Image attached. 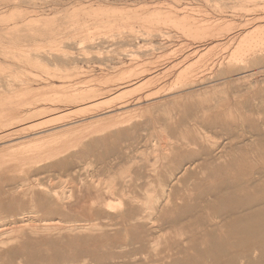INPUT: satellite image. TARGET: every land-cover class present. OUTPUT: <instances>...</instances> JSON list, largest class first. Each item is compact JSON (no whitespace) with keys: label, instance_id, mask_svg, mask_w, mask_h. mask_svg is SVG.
<instances>
[{"label":"rangeland","instance_id":"1","mask_svg":"<svg viewBox=\"0 0 264 264\" xmlns=\"http://www.w3.org/2000/svg\"><path fill=\"white\" fill-rule=\"evenodd\" d=\"M263 34L264 0H0V119L5 122V129L1 125L0 130L15 134L7 132L11 137L0 140V160L11 156L24 167L19 165L22 171L14 167L16 171L14 164L6 163L8 187L27 181L23 187L33 188L37 205L32 204L39 218H58L66 226L95 220L113 233L121 228L118 213L124 206L138 207L130 199H143L148 186L160 197L159 189L164 186L169 209L161 213L158 204L157 213L147 222L159 246L154 253L137 248L138 256L131 262L120 259L122 264H183V257L207 249L205 232L213 231L228 242L241 237L208 225L222 221L231 209L229 203L224 206L216 199L230 186L252 185L250 196H260L264 203ZM76 87L97 91V97L84 106L62 97ZM107 110L110 113H103ZM229 141L248 155L233 162L232 157L238 155L230 146L214 150ZM64 160L80 164V173L67 177ZM190 160L196 165L175 179ZM217 165L224 169L215 171ZM258 174L263 175L261 179ZM108 183L117 186L114 195L104 193ZM40 188L68 189L71 196L63 198L65 208L51 213L38 207L37 198L44 191ZM120 192L128 193L124 198ZM17 195L13 198L21 207L15 213H27L29 196ZM119 198L124 204L119 212L106 211L107 200L119 202ZM127 238L123 244L129 242ZM250 241L239 246L225 244L227 254L235 255L234 261L202 264H264V242ZM89 243L84 246L91 250ZM183 249L185 254H179ZM119 254L117 248H97L92 258L109 261L108 256Z\"/></svg>","mask_w":264,"mask_h":264},{"label":"bare ground","instance_id":"2","mask_svg":"<svg viewBox=\"0 0 264 264\" xmlns=\"http://www.w3.org/2000/svg\"><path fill=\"white\" fill-rule=\"evenodd\" d=\"M91 1V0H90ZM260 1V0H259ZM12 3V2H11ZM228 3V2H227ZM241 3V2H240ZM156 4V3H155ZM242 4V3H241ZM78 5V4H77ZM76 5V6H77ZM87 5V4H86ZM98 5V4H97ZM154 5V4H153ZM10 6V5H9ZM90 6V5H89ZM12 7V6H11ZM79 7V5H78ZM81 7V5H80ZM83 7V5H82ZM85 7V6H84ZM102 7V6H100ZM76 7H72V9H75ZM106 8V7H105ZM137 8V7H136ZM141 8V7H140ZM95 9V8H94ZM115 9V8H114ZM120 9V8H119ZM78 10V8L76 9ZM109 10V9H108ZM111 10V9H110ZM122 9H120V12ZM24 11V10H23ZM86 11V9H85ZM114 11V10H113ZM119 11V10H118ZM140 11V10H139ZM147 11V10H146ZM164 11V10H163ZM80 12V11H79ZM111 12V11H110ZM109 12V13H110ZM115 12V11H114ZM131 12V11H130ZM76 13L78 14V12L76 11ZM75 13V14H76ZM93 13V12H92ZM95 13V12H94ZM98 13V12H97ZM148 13V12H147ZM167 13V12H166ZM55 14V13H54ZM100 14V13H99ZM112 14V13H111ZM144 14V13H143ZM142 14V15H143ZM89 15V14H88ZM117 15V14H116ZM74 16V15H73ZM78 16V15H77ZM83 16V15H82ZM129 16V15H127ZM151 16V15H150ZM81 17V16H80ZM89 17V16H88ZM147 17V16H146ZM104 18V17H103ZM6 19V18H5ZM128 19V18H127ZM148 19V18H147ZM154 19V18H153ZM75 20V19H74ZM118 20V19H117ZM87 21V20H86ZM94 21V20H93ZM97 21V20H96ZM102 21V20H101ZM115 21V20H114ZM105 22V21H104ZM260 24V23H259ZM31 25V24H30ZM84 25V24H83ZM88 25V24H87ZM98 25V24H97ZM79 26V25H78ZM82 26V25H81ZM79 27L82 29V27ZM14 27V26H13ZM89 27V26H88ZM93 27V26H92ZM259 27V25H258ZM257 26L254 27L258 28ZM263 27V26H261ZM78 28V27H77ZM94 28V27H93ZM13 29V28H12ZM80 29V30H81ZM85 29V27H84ZM87 29V28H86ZM253 30V29H252ZM257 30V29H255ZM79 31V29L77 30ZM91 32V30H89ZM88 31V32H89ZM93 31V30H92ZM254 31V30H253ZM15 32V31H14ZM88 32L86 34H88ZM260 32V31H259ZM262 32V30H261ZM80 33V32H79ZM82 33V32H81ZM80 33V34H81ZM89 35V34H88ZM114 35V34H113ZM137 35V34H136ZM168 35V34H167ZM264 35V34H263ZM85 36V34H84ZM90 36V35H89ZM87 38V36H86ZM252 38V37H251ZM53 40V38H52ZM1 41V40H0ZM83 41V40H82ZM81 41V42H82ZM234 41V40H233ZM144 42V41H143ZM66 43V42H65ZM217 44V43H216ZM203 53V52H202ZM21 55V54H20ZM202 56V54H201ZM243 56V55H242ZM187 59V58H186ZM230 60V59H229ZM57 61V60H56ZM257 61V60H256ZM58 62V61H57ZM230 64V63H229ZM189 66V65H188ZM254 66V65H253ZM242 68V67H241ZM179 71V70H178ZM184 72V71H183ZM143 73V72H142ZM166 74V73H165ZM181 74V73H180ZM184 74V73H182ZM149 75V74H148ZM147 75V76H148ZM179 75V74H178ZM146 76V77H147ZM150 76H152L150 74ZM158 76V75H157ZM152 78V77H150ZM148 79V77H147ZM262 79V78H261ZM153 80V79H152ZM183 80V79H182ZM142 82V81H141ZM187 82V81H186ZM151 83V82H150ZM133 84V83H132ZM144 84V83H143ZM185 84V83H184ZM188 85V84H187ZM62 86V85H61ZM77 86V85H76ZM184 86V85H183ZM186 86V85H185ZM71 87V86H70ZM118 87V86H117ZM186 88V87H185ZM103 89V88H102ZM120 90V88H118ZM92 90V89H91ZM89 90H85V89H77V87L74 89V91L72 93H68V94H64L62 92V94H64L62 97L65 98L68 102H75L73 104L76 105V103H80L81 105H85L83 103H88L91 102L93 99H95L97 97L96 92L95 94L93 93V90L91 91ZM97 90V89H96ZM115 90V89H114ZM113 90V91H114ZM118 90V91H119ZM62 91V90H61ZM103 91V90H102ZM101 91V93H102ZM107 91V90H106ZM111 91V90H110ZM117 91V89L115 90ZM164 91V90H163ZM60 92V91H59ZM67 92V91H66ZM71 92V91H70ZM56 93V92H55ZM169 93V92H168ZM59 94V93H57ZM109 94V91H108ZM112 94V93H111ZM100 95V94H99ZM103 95V94H102ZM105 95V94H104ZM107 95V94H106ZM59 96H61L59 94ZM108 96V95H107ZM159 96V95H158ZM56 97V96H55ZM54 97V99H55ZM59 98V97H58ZM146 98V97H145ZM102 99V98H100ZM183 99V98H182ZM57 100V98H56ZM59 100V99H58ZM41 102V101H40ZM49 102V101H48ZM65 102V101H64ZM94 102V101H93ZM92 102V103H93ZM139 102V101H138ZM172 103V102H171ZM36 104V103H35ZM57 104V103H56ZM25 105V104H24ZM31 105V103H30ZM34 105V104H33ZM39 105H42L39 103ZM38 105V106H39ZM61 105V103H60ZM87 105V104H86ZM123 105L125 106V104L123 103ZM154 105V104H153ZM29 106V103H28ZM32 106V105H31ZM30 106V107H31ZM37 106V105H35ZM53 106V105H52ZM96 106V105H95ZM128 106V105H127ZM22 107V106H21ZM27 107V106H26ZM44 107V105H43ZM74 107V106H73ZM42 108V107H41ZM41 108H34V109H40ZM120 108V106H119ZM123 108V106H122ZM126 108V106H125ZM250 108V107H249ZM33 109V110H34ZM44 109V108H43ZM42 109V110H43ZM55 109V108H54ZM58 109V108H56ZM31 110V109H30ZM49 110V108L47 109ZM111 110V109H110ZM133 110V109H132ZM21 111V110H20ZM29 111V110H28ZM107 111H104L103 113H110ZM114 111V109H113ZM10 112V111H9ZM44 112V110H43ZM42 112V113H43ZM2 113V112H1ZM129 113V112H128ZM127 113V115H128ZM16 114V113H15ZM20 114V112H19ZM40 115V114H39ZM123 115V114H122ZM125 115V114H124ZM4 116V115H3ZM18 116V115H17ZM5 117V116H4ZM118 117V116H117ZM122 117V116H121ZM44 118V117H43ZM120 118V117H119ZM4 119V118H3ZM6 119V118H5ZM4 119V120H5ZM19 119V118H18ZM115 119V118H114ZM208 119V118H207ZM20 121V120H19ZM0 119V127L1 125L4 126L5 129V122ZM7 122V121H6ZM98 122V121H96ZM10 123V122H9ZM14 124V123H13ZM11 124V125H13ZM16 124V122H15ZM89 124V123H88ZM7 127H9L8 125H6ZM17 126H21L20 124H18ZM115 126V125H114ZM6 127V128H7ZM128 127V126H127ZM130 127V126H129ZM3 128V127H2ZM12 128V126H10V129ZM14 128V127H13ZM21 128V127H20ZM71 128V127H70ZM9 129V130H10ZM77 129V128H76ZM178 129V128H177ZM256 129V128H255ZM3 130V129H2ZM8 130V128H7ZM15 130V129H14ZM1 131V130H0ZM8 131L3 130L0 132V140L1 139H5L8 137H11V134H13V132L8 134ZM15 132V131H14ZM17 132V131H16ZM15 132V133H16ZM67 132V131H66ZM48 133V132H47ZM63 133V132H62ZM68 133V132H67ZM18 134V133H17ZM15 135V134H13ZM40 135V134H39ZM52 135V134H51ZM261 135V134H260ZM19 137V136H17ZM22 137V136H21ZM48 137V135H47ZM50 137V135H49ZM252 137V136H251ZM255 137V136H254ZM15 138V137H14ZM20 138V137H19ZM46 138V137H45ZM51 138V137H50ZM245 138V137H244ZM11 140H8L9 143L12 142V144H14L15 140H12V138H10ZM7 140V139H6ZM40 140V139H37ZM172 140V139H171ZM7 141V143H8ZM20 141V140H19ZM23 141V140H22ZM26 141V140H25ZM31 141V140H30ZM197 141V140H196ZM5 142V141H4ZM2 142V143H4ZM17 142V141H16ZM36 142V141H34ZM233 141H229V142H225V144L221 147L219 145L215 146L214 150L215 151H222L224 146L227 145L230 146L228 148H232L233 149V153L234 155H238V157L234 156L232 157L231 161L236 162V161H240V159L242 160V158H245L246 155H248L244 149V152L242 151V147H238L235 145V147L233 148L234 144L232 143ZM243 142V141H242ZM57 143V142H56ZM203 143V142H202ZM11 144V145H12ZM25 144V143H24ZM40 144V143H39ZM260 144V143H259ZM3 145V144H2ZM30 145V144H29ZM32 145V144H31ZM195 145V143H194ZM201 145V144H200ZM256 145V144H255ZM262 145V144H261ZM27 146V144H26ZM186 146V145H185ZM243 146V145H242ZM29 147V146H27ZM32 147V146H31ZM39 147V146H37ZM166 147V146H165ZM168 147V146H167ZM183 147V146H182ZM263 147V146H262ZM21 148V147H20ZM24 148V147H23ZM30 148V147H29ZM28 148V149H29ZM34 148V146L32 147ZM36 148V147H35ZM41 148V147H40ZM109 148V147H108ZM213 148V147H212ZM245 148V146H244ZM27 149V148H26ZM37 149V148H36ZM189 149V148H188ZM187 149V150H188ZM231 149V150H232ZM235 149V150H234ZM246 149V148H245ZM5 150V149H4ZM12 150V149H11ZM16 150V149H15ZM22 150V149H21ZM30 150V149H29ZM210 150V149H209ZM255 150V149H254ZM20 151V150H19ZM31 151V150H30ZM35 151V150H34ZM176 151V150H175ZM230 151V150H229ZM235 151V152H234ZM3 152V151H2ZM37 152V151H36ZM42 152V151H41ZM44 152V151H43ZM162 152V151H161ZM171 152V151H170ZM199 152V151H198ZM210 152V151H209ZM212 152V151H211ZM18 153V152H17ZM16 153V154H17ZM40 153V152H39ZM49 153V152H48ZM55 153V152H54ZM87 153V152H86ZM206 153V152H205ZM204 153V154H205ZM230 153V152H229ZM232 153V151H231ZM236 153V154H235ZM13 154V153H12ZM29 155V153H27ZM34 154V153H33ZM192 154V153H191ZM196 154V153H195ZM3 155V154H2ZM8 155V154H7ZM10 155V154H9ZM35 155V154H34ZM54 155V154H52ZM57 155V154H56ZM60 155V154H59ZM184 155V154H183ZM197 155V154H196ZM202 155V154H201ZM224 155V154H223ZM6 156V155H5ZM25 156V155H23ZM64 156V155H63ZM74 156V155H73ZM72 156V157H73ZM76 156V155H75ZM199 156V155H198ZM220 156V155H219ZM11 158V156H9ZM28 156H26L27 158ZM81 157V156H80ZM192 157V156H191ZM195 157V156H194ZM4 159V157L2 158V161L0 160V264H122L125 259L126 261L130 259H135V256L137 255V250L139 249H145L148 251H156L157 246H159V239H157L156 237H153L154 235H152L151 233V229L149 227H147V222H150V220H152L151 214L153 213L154 215V211L156 212V209L158 208V204L161 205V207L159 206L158 210L159 212H164L166 211V209L168 208V197L166 198L164 195L166 190H164V186H161L160 192L161 195L163 196V199H165L163 202H159L160 197L162 196H157L155 191L152 190L153 188H150L148 186V188L146 190H144V198H140L139 200H134V198L131 200L130 202H134L137 203V208L134 207V205H125L123 204V202H121L120 198L118 200H120L119 202H113L111 200H107L105 207H106V211H113L114 210H118L121 207H125L124 210L120 211L119 218L121 220V228L118 229V231H114L113 233H108L105 229H103L100 224L95 223V220H89L87 223H81V224H76V225H71V226H66L64 225V222L59 220L58 218H39L37 215V212L35 211V205L32 203L36 202L33 200V198H35V194L32 191L33 188H29V182H28V187H25L26 189H24V185L27 181H24V185H17V186H13L11 187L12 189H10L7 185V181L9 179L5 178V171H6V165L7 164H14L11 165L13 166V169L16 170V168L19 166L18 163H14L13 159ZM13 158V157H12ZM16 158V157H15ZM20 158V157H19ZM65 158V157H64ZM86 158V157H85ZM200 158V156H199ZM17 159V158H16ZM15 159V161H16ZM75 159V158H74ZM82 159V158H81ZM84 159V158H83ZM82 159V160H83ZM118 159V158H117ZM221 159V157H220ZM77 160V159H76ZM110 160V159H109ZM217 160V159H216ZM19 161V160H18ZM23 161V160H22ZM65 161V160H64ZM78 161V160H77ZM100 161V160H99ZM168 161V160H167ZM175 161V160H174ZM195 160H190L188 162V166L186 165L185 168L183 169V171H178L180 172V174H177V176L175 177V179H178L179 176H182L186 171H188L186 168L188 167H192L194 165ZM207 161V160H205ZM209 161V160H208ZM207 161V164H208ZM213 160H210L211 163ZM66 162V161H65ZM71 162V161H70ZM69 162V163H70ZM88 162V161H87ZM215 162V161H214ZM7 163V164H6ZM62 163V161H61ZM68 161L66 162V164L64 163L63 168L66 169L65 172H67V177L68 176H75L77 175V173L79 171H81L82 169L79 168L80 164L77 163L78 166H74V165H70ZM74 163V162H73ZM97 163V162H96ZM212 166H214L213 164H211ZM232 163V162H231ZM59 164V163H58ZM86 164V163H85ZM91 164V163H89ZM203 164V163H202ZM216 164V163H214ZM61 164L58 165V167ZM97 165V164H96ZM196 165V163H195ZM205 165V164H204ZM234 165V164H233ZM21 166V165H20ZM20 166L18 167V170L20 171L22 168H20ZM24 166V165H23ZM83 166V165H82ZM198 166V165H197ZM29 167V166H28ZM207 167V166H206ZM210 167V166H208ZM86 167H84L83 170H85ZM107 168V167H106ZM109 168V167H108ZM211 168V167H210ZM217 168L216 170H222L224 169V167L221 165L220 167H214ZM214 168H212L214 170ZM227 168V167H226ZM225 168V169H226ZM9 169V168H7ZM29 169V168H28ZM39 169V168H38ZM60 169V168H58ZM206 169V168H205ZM204 169V171H205ZM96 170V169H95ZM154 170V169H153ZM207 170V169H206ZM12 171V170H11ZM17 171V170H16ZM18 171V173H19ZM22 171V170H21ZM58 171V170H57ZM63 171V170H62ZM150 171V170H149ZM156 173H157V169H155ZM154 171V173H155ZM9 172V170H8ZM24 172V171H23ZM48 172V171H47ZM50 172V171H49ZM53 172V169H52ZM209 172H211L209 170ZM12 173L13 176V172ZM22 173V172H21ZM55 173V172H54ZM80 173V172H79ZM166 173V172H165ZM207 173V172H206ZM240 173V172H239ZM27 174V173H26ZM42 174V173H41ZM48 174V173H47ZM57 174V173H56ZM171 174V173H170ZM175 174V173H174ZM188 174V173H187ZM9 175V173H8ZM23 175V174H21ZM46 175V173H45ZM87 175V174H86ZM104 175V174H103ZM169 175V174H168ZM7 176V174H6ZM16 176V175H14ZM33 176V175H32ZM38 176V175H37ZM246 176V175H245ZM263 175L262 174H258V177L261 179ZM17 177V176H16ZM19 177L23 178L24 180V176H20ZM63 177V176H62ZM61 177V178H62ZM78 177L79 176L78 174ZM85 177V176H83ZM172 177V176H171ZM178 177V178H177ZM8 178V176H7ZM59 178V176H58ZM77 178V176H76ZM190 178V177H189ZM13 179V177H12ZM20 179V178H19ZM26 179V178H25ZM31 179V178H30ZM34 179V178H32ZM36 179V178H35ZM69 179H72L69 177ZM81 179V178H80ZM173 179V180H175ZM14 180V179H13ZM10 180L9 183H12ZM22 180V179H21ZM51 180V179H50ZM66 180V179H65ZM172 180V179H171ZM172 180V181H173ZM256 180V179H255ZM258 180V178H257ZM15 181V180H14ZM34 181V180H33ZM36 181V180H35ZM91 181V180H90ZM110 181V180H109ZM112 181V180H111ZM253 181V180H252ZM75 182V181H73ZM151 182V181H150ZM154 182V181H153ZM194 182V181H193ZM230 182V181H229ZM257 182V181H256ZM20 184V182H16V184ZM88 183V182H87ZM90 183V182H89ZM104 183V181H103ZM102 183V184H103ZM160 183V182H159ZM244 183V182H243ZM248 183V182H246ZM14 184V182H13ZM27 184V183H26ZM72 184V183H71ZM75 184V183H74ZM101 184V183H100ZM99 184V185H100ZM112 184V183H111ZM110 183L108 184H104L105 186L104 188V193L107 195H114L115 194V188H117V186L115 188L112 187ZM115 184V183H114ZM148 185V183H146ZM158 184V183H157ZM171 184V183H170ZM173 184V183H172ZM232 184V183H231ZM245 184V183H244ZM15 185V184H14ZM85 185V184H84ZM98 185V186H99ZM151 185V184H149ZM176 185V184H175ZM228 185V184H227ZM230 185V184H229ZM103 186V185H102ZM156 186V185H155ZM158 186V185H157ZM16 187V188H15ZM31 187H34L33 185H31ZM70 187V186H69ZM74 187V186H73ZM89 187V186H88ZM94 187V186H93ZM95 187H97V185H95ZM122 187V185H121ZM146 187V186H145ZM152 187V185H151ZM167 187V186H166ZM227 187V186H226ZM76 188V187H75ZM90 188V187H89ZM98 188V187H97ZM101 188V186H100ZM124 188V187H122ZM121 188V189H122ZM126 188V187H125ZM157 188V187H156ZM159 188V187H158ZM157 188V189H158ZM38 189V188H37ZM42 189V188H40ZM40 189L38 191H40ZM46 189V188H45ZM45 189L43 188L42 190V194L37 198V203H38V207L39 205H41V208L43 207L44 209H46V211H52L55 210L58 207L61 208H65L64 206V201L62 202L63 198L66 199L68 197L71 196V192L70 190H65L61 191V192H56L52 189H49L47 191H45ZM74 189V188H73ZM96 190V188H93ZM120 189V188H119ZM251 189H254V186L249 185V184H245L243 186H237V185H233L227 188V193L226 194H221L218 197H216V199L219 198V200L221 201V203L225 204H230V208L228 210V214H226L225 218L222 221H219V223L217 222H213L208 225V228H212V227H216L220 230H225L228 233H232L235 235H242L239 238H234L235 240L228 242L227 240H221L219 238V236L215 235V233L212 231V233L205 232L203 235L205 237L204 241H209V245H207V249H205L204 251H202L201 253L192 255V256H185L183 257V262H185L186 264H202L204 261H209L213 260V261H223V260H231L234 261L236 259L235 255H228L227 254V250L225 247V244H227L228 246L230 245H237L239 246L240 244L246 245L245 243L248 244V241H250L251 239L256 238L257 241L259 242H264V203H263V199L262 197H254L255 199H252L253 197L250 196L249 192ZM257 189V188H256ZM261 189V188H260ZM35 190V189H34ZM102 190V189H101ZM37 191V192H38ZM97 191V190H96ZM99 191V190H98ZM261 191V190H260ZM41 192V191H40ZM74 192V191H73ZM101 192V191H100ZM99 192V194H100ZM158 192V190H157ZM122 193V195L124 194V192H120ZM128 193V192H127ZM127 193L124 194L127 196ZM253 193V192H252ZM262 193V191H261ZM13 194L17 195V194H21L23 196L28 195L30 198L29 203L31 204V207L28 210L27 213H24L21 211L22 213L17 214L18 210L16 211L17 213H15V210L17 209V207H21L17 204L16 200L13 198ZM102 194V193H101ZM104 194V195H105ZM132 194V193H131ZM159 194V193H158ZM214 194V193H213ZM215 194H219V191L215 192ZM260 194V193H259ZM21 195H17L19 197H21ZM121 195V194H120ZM124 195L122 197H124ZM38 196V195H37ZM133 196V195H132ZM142 196V195H141ZM201 196V195H200ZM199 196V198H201ZM241 196L242 198L240 199ZM15 197V196H14ZM112 197V196H111ZM121 197V196H120ZM129 198H131V196L128 195ZM165 197V198H164ZM203 197V196H202ZM26 198V197H24ZM125 198V197H124ZM136 198V197H135ZM17 199V198H16ZM21 199V198H20ZM71 199V198H70ZM127 199V197H126ZM162 199V198H161ZM22 200V199H21ZM240 200V201H239ZM255 200H258V202H255ZM67 201V200H66ZM72 201V200H71ZM127 201V200H125ZM129 201V200H128ZM127 201V202H128ZM209 201V200H208ZM25 202V201H24ZM70 202V201H68ZM131 202V203H132ZM87 203L91 204V201H87ZM127 204V203H126ZM163 204V205H162ZM211 204V203H210ZM24 205V204H23ZM37 205V204H36ZM186 205V204H185ZM205 205V204H204ZM213 205V204H212ZM173 206V205H172ZM208 206V204H207ZM29 207V206H28ZM37 207V206H36ZM205 207V206H204ZM24 208V207H23ZM40 208V207H39ZM90 208V207H89ZM103 208V207H102ZM183 208V207H181ZM199 208V207H198ZM207 207H205L206 210ZM211 208V206L209 207ZM27 209V208H25ZM169 209V208H168ZM173 209V208H171ZM186 209V208H185ZM184 209V210H185ZM203 209V207H202ZM208 209V208H207ZM88 210V209H87ZM136 210L138 211L136 213ZM198 210V209H196ZM204 210V211H205ZM209 210V209H208ZM25 211V212H26ZM40 211V210H39ZM169 211V210H168ZM202 211V210H201ZM119 212V210H118ZM171 212V211H170ZM40 213V212H39ZM38 213V214H39ZM52 213V212H51ZM99 213V212H98ZM101 213V212H100ZM99 213V214H100ZM157 213V212H156ZM194 213V212H193ZM202 213V212H201ZM48 214V213H46ZM45 214V215H46ZM58 214V213H57ZM215 214V213H214ZM60 215V214H59ZM107 215V214H106ZM117 215V216H118ZM164 215V214H163ZM89 216V215H88ZM156 216V215H155ZM176 216V215H175ZM185 216V215H184ZM212 216V215H211ZM47 217V215H46ZM100 217V216H99ZM174 216H172L173 218ZM196 216H193V218ZM176 218V217H175ZM174 218V219H175ZM101 219V218H100ZM99 219V221H100ZM183 219V218H182ZM105 220V219H103ZM87 221V220H86ZM118 221V220H117ZM197 221V220H196ZM106 222V221H105ZM211 222V221H210ZM66 223V222H65ZM115 223V222H114ZM68 224V223H67ZM109 225V224H108ZM107 225V226H108ZM116 225V223H115ZM119 225V224H118ZM151 224H149L148 226H150ZM179 225V224H178ZM112 226V225H111ZM117 227V226H116ZM108 227H106L107 229ZM164 228V227H163ZM207 228V229H208ZM108 230V229H107ZM75 232V237H74V233ZM86 232H90V233H94V234H86ZM162 232V231H161ZM72 233V234H71ZM85 233V234H84ZM129 236L130 240L127 243H122V241L124 239H128L127 237ZM206 237H208L206 239ZM168 240V239H167ZM125 241V240H124ZM89 242H92L93 244V249L88 250L87 247H85L84 245L90 244ZM167 242V241H166ZM187 242V241H186ZM251 242V241H250ZM206 244V243H205ZM239 244V245H238ZM206 246V245H205ZM248 246V245H247ZM129 247V249H128ZM130 247L131 250H130ZM72 248H83L82 250H80L79 252H73L70 251L69 249ZM97 248L100 249H112V248H117L120 250L119 256H113L110 255L109 257V261H104L101 258L100 259H95L93 260V256H95V253L97 252ZM138 248V249H137ZM177 248V247H176ZM190 248V247H189ZM229 248V247H228ZM128 249V250H127ZM239 249V248H238ZM125 250H127L126 252H124ZM180 251V249H178ZM177 250V251H178ZM230 250V249H229ZM108 251V250H107ZM194 251H196L194 249ZM151 252V253H152ZM186 251H184V249L179 252V254H185ZM193 252V250H192ZM259 252L262 254V250L260 249ZM106 253V252H105ZM139 253V252H138ZM141 253V252H140ZM147 253V252H146ZM154 253V252H153ZM152 253V254H153ZM113 254V253H112ZM164 254H166L164 252ZM159 255V254H158ZM171 255V254H170ZM138 256V255H137ZM160 256V255H159ZM166 257V256H165ZM168 257V256H167ZM174 257V256H173ZM140 258V257H139ZM152 258V257H150ZM240 258H245V256H241ZM120 259H124V261L121 262ZM169 259V257H168ZM172 259V258H171ZM119 260V261H118ZM176 260V259H175ZM125 261V262H126ZM128 261V262H129ZM139 261V260H137ZM143 261V260H142ZM162 261V260H161ZM172 261V260H171ZM215 261V262H216ZM131 262V261H130ZM147 262V261H146ZM149 262V261H148ZM154 262V261H153ZM180 262V261H179ZM134 263V262H133ZM132 263V264H133ZM155 263V262H154ZM153 263V264H154ZM169 263V262H167ZM166 263V264H167ZM173 263V262H172ZM183 263V264H185ZM229 263V262H228ZM157 264V262H156ZM171 264V262H170ZM178 264V262H177Z\"/></svg>","mask_w":264,"mask_h":264}]
</instances>
